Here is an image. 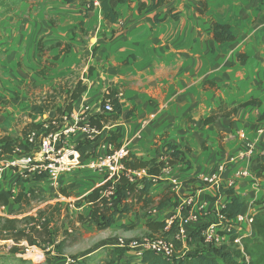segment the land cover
Returning a JSON list of instances; mask_svg holds the SVG:
<instances>
[{
  "label": "crops",
  "instance_id": "1",
  "mask_svg": "<svg viewBox=\"0 0 264 264\" xmlns=\"http://www.w3.org/2000/svg\"><path fill=\"white\" fill-rule=\"evenodd\" d=\"M53 1L57 2L55 5L64 6L68 13L65 17L60 15L55 26H50L37 14L36 5L31 6L26 0H13L15 6L11 10H0V127L11 140L19 135L17 127L13 126L18 114L25 109H34L33 113L39 111L38 105L27 99L25 84L31 81L56 87L54 80L40 71L38 41L70 44V51L61 53L57 60V68L68 71L79 60L78 41L73 39V32L79 21H83L86 31L96 26L97 32H114L109 39L96 38V53L88 60L94 68L82 81L86 89L73 103L72 116L84 114L86 122L89 115H98L96 107L111 90L120 103V110L113 124L108 127L106 124L103 129L121 126L119 141L128 139L129 153L136 156L159 155L164 152V145L171 143L183 151L187 161V168L175 173L180 182L178 189L164 176L152 185L150 194L154 200L165 199L161 209L115 213L114 222L106 229L112 232L128 230L131 226L133 232H138L146 228L149 220L161 221L171 214L184 213L182 202L187 197L196 203L205 201L209 212L201 215V222H207L209 213L221 210L233 198L243 202L240 210L243 214H254L264 206V179L258 176L261 157L254 156L247 162L235 159L243 148L238 132L245 129L249 137L256 136L261 123L259 117L264 112V0H165L154 10L148 9L152 0H110L119 14L115 23L103 20L98 3L83 17L81 11H85V2L89 0L64 4ZM212 21L229 25L235 39L217 42L213 38ZM250 97L259 100L260 105L238 107L231 117H220L208 124L199 121L221 102L235 105ZM83 106L88 107L87 113L83 112ZM52 114L55 111H44L42 119L45 116L46 119L43 121L54 117ZM36 117L35 114L29 118L35 122ZM260 139L264 141V133ZM81 141L82 150L101 154L113 149L109 143L100 142V137H85L79 130L66 142L75 146ZM221 163L225 167L224 183L234 177L236 170L247 168L250 174L231 188L197 180L199 173H208ZM148 178L157 180L153 176ZM7 180L10 184L21 182L11 174ZM102 181L103 174L82 170L64 176L58 190L43 179H35L31 185L38 186L63 205V201L80 200ZM78 213L90 216V211ZM254 234L252 231L251 236ZM112 239L104 237L100 242L109 244ZM193 243L190 247L187 245V252L201 248L195 245L199 240ZM233 244L238 245L230 240L226 248ZM0 253V259L6 256ZM121 254L119 259L139 261L131 250ZM9 255L8 252L7 257Z\"/></svg>",
  "mask_w": 264,
  "mask_h": 264
},
{
  "label": "trees",
  "instance_id": "2",
  "mask_svg": "<svg viewBox=\"0 0 264 264\" xmlns=\"http://www.w3.org/2000/svg\"><path fill=\"white\" fill-rule=\"evenodd\" d=\"M65 3H72L74 0H62ZM123 2L125 0H118ZM165 0H152L151 4L148 6L149 10H154L158 6L162 5ZM85 11L83 17H86L87 10L94 7V1H86ZM97 3L101 9V16L103 20L107 23H115L119 19V14L117 10L111 5L110 0H97ZM145 7L141 4V7ZM83 21H79V25H83ZM211 28L213 33V38L219 42L232 41L235 39L229 25L218 23L216 21L211 22ZM40 40L37 43L39 46ZM51 48L58 47L59 51L55 58L61 53L70 51V44L67 42L56 41L53 43ZM96 49V47H94ZM86 89V86L82 84V81L78 80L72 89L69 91L67 99L64 100L63 106L56 108V117L48 118L44 122L31 123V130L40 129L44 123H48L46 131H53L57 128L51 123L52 120L56 121L61 119L62 115L67 112L71 113L73 108V103L78 99L82 92ZM115 92L108 90L107 93L103 95L100 101V107L103 108L104 100L110 99L114 120L117 119V112L120 110V103L117 97H113ZM246 105H256L259 106L260 102L256 98L250 97L248 100L230 105L225 102L219 103L215 108H213L210 113L205 117H200L203 124H208L220 117H231L237 111L238 107ZM54 115V116H55ZM264 116V112L261 114ZM108 116L103 110L98 115H89L88 123L89 126L101 130L104 125L108 122ZM189 120V119H188ZM191 121V120H190ZM120 126H117L115 130H110L103 137L102 141L110 143L113 145V149L120 145L118 138H120ZM21 135L24 136L23 139L17 140L12 139L7 134L0 135V151L2 154H13L15 153V148L17 146L23 145L24 138L26 137V132L24 128L21 130ZM161 138L157 139L154 144ZM165 149L170 151L169 163H175L177 161H184V153L179 150L177 145L166 143L164 145ZM189 151V148H186ZM180 155V158L177 157ZM261 157V166L258 176L264 179V154ZM130 160L126 161V166L131 169H144L149 176L157 177V180H152L150 178H142L136 182H131L125 176H120L116 183V196L108 200L105 199L101 193L109 185V181L102 182L92 188L87 194L81 197L80 202H84L89 206L90 216L85 218L81 213L77 214L76 219L79 222L92 221L97 229H106L114 222L115 213H129L137 210H149L154 208L159 210L162 208L165 199H159L157 202L150 194V189L152 185L159 181L158 177L161 174V169L164 165V161L157 159L155 156H136L129 153ZM36 180L39 176L35 177ZM34 179V180H35ZM24 181V180H23ZM27 181V180H26ZM21 183V182H18ZM36 186L30 185L27 188H22L13 194L10 190L7 192L0 190V207L9 205H26L28 204L32 197L36 193ZM125 191V192H123ZM61 193L67 195L63 190ZM117 201L116 207L113 206L114 202ZM243 202L237 198L231 199L229 202L225 203L222 207V213L228 218L233 219L240 213ZM48 208V207H47ZM47 208L44 210H39L34 215H27L22 218L0 216V239H11L13 245L10 247L9 252L14 253L18 249H21L18 245L22 240H25L28 246H40V242L47 244H54V237L57 236L59 230L55 229L57 226L52 225L55 218L61 215V206L59 203L55 204L47 212ZM165 220L161 221H147L145 223L146 228L151 232L162 231L165 227ZM252 231L255 232L253 236L246 235L241 236L239 239L240 244L231 246L229 249L226 247H219L213 249L202 248L194 250L189 255L177 256L174 260H169L158 256L156 253L144 250L139 257V261H134L132 258H125L120 264H264V206L258 208V210L253 214V221L251 224ZM235 237H231L230 240L233 243ZM64 239L58 241L54 244L55 248L61 249L65 246ZM180 248V246H178ZM205 250H208L207 252ZM125 249L119 248L118 252L121 254ZM35 253V252H34ZM122 255V254H121ZM245 256L248 258L246 259ZM76 264H85L84 261L78 260Z\"/></svg>",
  "mask_w": 264,
  "mask_h": 264
},
{
  "label": "built area",
  "instance_id": "3",
  "mask_svg": "<svg viewBox=\"0 0 264 264\" xmlns=\"http://www.w3.org/2000/svg\"><path fill=\"white\" fill-rule=\"evenodd\" d=\"M94 4H97L96 0ZM103 111L104 113L113 112L110 99L104 100ZM83 112H88L87 106L83 107ZM83 115L73 117L71 113L65 112L61 117V125H58L54 120L51 121L52 125L57 128L56 130L46 131L48 123H44L40 129L31 131L26 135L23 145L17 146L15 153L2 154L0 151V190L4 192L10 190L15 194L18 190L27 188L25 183L34 180L36 176L43 179L51 188L58 190L64 176L73 173L75 170H93L103 174L102 182H110L101 193L105 199L109 200L111 196H116V181L120 176H125L131 182L148 178L149 175L144 169H131L126 166V161L130 160L128 139L121 141L117 148L111 149L109 152L90 156L86 155L85 150L68 145L67 138L75 134L77 130L82 132L85 137H91L101 132L89 126V123L86 124L83 121L85 118ZM259 122L261 123L256 129V136L254 137H249L245 129L238 132L237 136L243 141V148L235 156L238 161L247 162L254 156L264 154V141L260 139L261 134L264 133V116L261 114ZM169 154L170 151L164 147V152L155 156L164 161L158 178L167 177L172 187L178 189L180 182L175 173L184 163L181 161L169 163ZM177 158L179 159L180 155ZM224 172L225 167L221 163L217 164L210 172L199 173L196 177L197 180L209 185L221 186L225 184L231 188L240 178L250 174L247 168L236 170L234 177L224 183ZM9 174L13 175L14 178L16 177V180L20 179L21 183L14 181L10 184L7 180ZM256 183L259 187L260 180L258 178ZM58 195L62 197L60 194ZM117 204L115 201L113 206ZM182 204L185 209L184 213L171 214L166 218V225L162 230L165 235L167 234L166 236L141 237L132 240L119 238L115 246L133 251L136 257H140L144 250H149L162 258L174 260L177 256L189 255L194 251L187 252L189 251L187 242L190 239L199 240L202 248L209 250L223 247L232 236L235 237L233 242L240 244L241 236L252 233L253 214L251 213L243 214L240 212L233 219H228L221 210H218L214 214L209 213L210 219L207 222H201V215H207L209 212L205 201L196 203L191 197H187L183 199ZM4 208V206L0 207V216L4 215L2 211ZM182 249V254L177 255ZM39 256L43 257V254L39 252ZM245 258L248 257L245 256ZM76 260L75 258L69 259L65 264L75 263Z\"/></svg>",
  "mask_w": 264,
  "mask_h": 264
},
{
  "label": "rangeland",
  "instance_id": "4",
  "mask_svg": "<svg viewBox=\"0 0 264 264\" xmlns=\"http://www.w3.org/2000/svg\"><path fill=\"white\" fill-rule=\"evenodd\" d=\"M26 1H29L31 6L34 4L36 5L35 11L37 14L48 21L50 26L56 25L60 15H63L64 17L68 16V13L64 11V6L55 5L57 2L53 0ZM58 2L64 4L62 0H59ZM14 4L15 3L13 0H0V10L9 11L13 8V6H15ZM93 29L91 28L86 31L83 25L81 26L79 24L75 27L73 39L78 41L76 48L79 51L76 53L79 55V60L75 61L68 71L61 70L59 67L57 68V60L59 59V56L56 58L55 56L57 55L59 48L50 47L56 41L52 43H43L40 41L39 46L37 47V55L40 58V71L43 74L48 75L47 77H51V80H54L53 85H56V87H47V84L36 85L31 81L25 84L24 92L27 96V99L31 104L38 105L37 109L39 111L33 113L34 109H25L22 114H18V116L13 121V126L17 127L19 133L18 137L15 136V139L19 141L20 139H23L24 136L21 135V130L23 128L26 132V135L31 132V123L35 124L44 122L43 120L46 119V116L44 119H42V113L44 111L48 113V110L55 111V107H62L64 100L67 99L69 91L72 89L75 83L78 80L83 81V79H85L87 76L86 74L89 75L91 73V70L94 67L91 66L90 63L88 64V60L90 56H94L96 53V44L98 42L96 38L101 36L104 40H106L111 38L114 32L112 30L107 31V33L100 31L97 32L96 26ZM94 47H96V49H94ZM96 110L99 111V113L101 110H103V108L101 109L100 107V103L96 107ZM35 114L37 117L34 120L35 122H33L30 120V118L34 117ZM105 114L109 117L106 125V127H108L115 121L114 115L113 113ZM54 117H56V115ZM59 118L57 120V124L61 125L62 119ZM87 123L88 119L86 121V124ZM117 126L113 130H115ZM105 131L106 130L103 129L101 133H96L93 136L97 138L100 137V142H103V137L110 130H107L106 132ZM2 134H6V132L0 127V135ZM117 140L119 142V138ZM81 144H83L82 141L76 143L75 146L79 148ZM111 148H114L113 145H111ZM85 153L87 156L98 154L90 151L89 149H86ZM186 162L187 161L185 160L181 162L184 164L181 165L182 167H180L179 170L187 168ZM75 172H81V170H75L73 173ZM32 181L33 180H29V183H25V186H30ZM36 188V193L28 204H11L6 206L2 210L4 214L3 216L16 218H22L27 215L36 216L39 210H44L47 207V212L50 213V210H53L52 207L59 203L61 206V215L56 217L55 221L52 222V225L54 223V225L56 224L55 226H57L55 229L59 230L57 236L54 237V244L64 239L65 246L61 249H58L55 248L54 244H47L43 243L42 241L40 242L39 247L35 245L28 246L26 241L22 240L18 245L21 249H18L12 254L9 252V249L14 244L13 241L11 239L4 241L0 240V252H3L2 254L6 255L0 259V264H65L67 260L72 258L77 259L76 261H78V259L82 260L85 264H119L123 259H119L121 254L118 252L119 248L115 246L119 238L132 240L141 237H157L167 235H165L163 231L151 232L147 228L140 229L138 232H133V230L130 229L131 226L128 227V230L117 229L112 230V232L108 231L107 229H97L94 223H89L90 225H88L87 223L89 221L79 222L76 219L77 214H79L78 212L86 213L90 211L89 206L86 203L84 205V202H80V200L71 199L68 201H63L64 203L61 205V201L48 197V193L46 194L45 191H41L38 186H36ZM69 209H72V212H69ZM109 236H111V238L113 237L112 243L101 244L100 241H103L104 237L109 238ZM194 240L195 239L188 240L187 245H189V247L192 246L194 244ZM195 245L196 247L202 248L201 243ZM223 247H226V245ZM8 252L11 255L7 257ZM39 252L43 254V257L39 256ZM182 252L183 249L179 251L177 255L182 254ZM70 264H76V262Z\"/></svg>",
  "mask_w": 264,
  "mask_h": 264
}]
</instances>
